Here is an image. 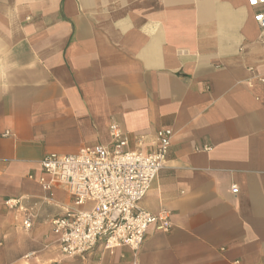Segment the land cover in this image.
Listing matches in <instances>:
<instances>
[{"label": "crops", "instance_id": "crops-1", "mask_svg": "<svg viewBox=\"0 0 264 264\" xmlns=\"http://www.w3.org/2000/svg\"><path fill=\"white\" fill-rule=\"evenodd\" d=\"M248 0H0V264H264V30ZM150 152L174 132L140 201L171 213L141 248L65 256L40 182L49 153ZM209 145V150L203 149ZM238 192L233 191V186ZM22 198L26 212L5 201Z\"/></svg>", "mask_w": 264, "mask_h": 264}, {"label": "built area", "instance_id": "built-area-1", "mask_svg": "<svg viewBox=\"0 0 264 264\" xmlns=\"http://www.w3.org/2000/svg\"><path fill=\"white\" fill-rule=\"evenodd\" d=\"M248 2L264 5V0ZM254 18L264 30V11ZM110 134L111 146L97 144L83 146L76 153H49L41 161L44 175L40 182L48 192L46 198H53L59 187L72 199L71 208L51 219L65 256L85 257L98 246L108 251L128 246L137 252L151 227L162 231L172 227L168 209L153 213L139 203L168 160L173 130H158L157 144L150 152L128 149V136L116 122L111 124ZM233 191L238 192L236 185ZM5 204L10 210L25 211L24 228H32L33 209L24 207L22 198H8Z\"/></svg>", "mask_w": 264, "mask_h": 264}]
</instances>
